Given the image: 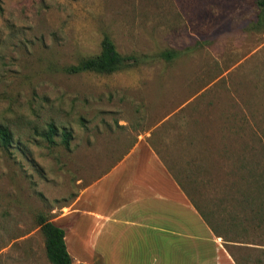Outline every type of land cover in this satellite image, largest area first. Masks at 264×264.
Masks as SVG:
<instances>
[{
  "label": "rangeland",
  "instance_id": "374dc122",
  "mask_svg": "<svg viewBox=\"0 0 264 264\" xmlns=\"http://www.w3.org/2000/svg\"><path fill=\"white\" fill-rule=\"evenodd\" d=\"M258 12L255 0H0V124L12 134L0 144V264H52L39 215L65 229L70 247V205L84 188L78 208L131 198L124 172L111 169L137 141L219 234L245 243L231 247L241 264H264ZM105 34L121 54L147 56L111 74L65 70L99 53ZM167 48L187 49L165 61L157 54ZM90 227L78 217V250Z\"/></svg>",
  "mask_w": 264,
  "mask_h": 264
},
{
  "label": "crops",
  "instance_id": "0c3cea01",
  "mask_svg": "<svg viewBox=\"0 0 264 264\" xmlns=\"http://www.w3.org/2000/svg\"><path fill=\"white\" fill-rule=\"evenodd\" d=\"M111 170L124 172L120 184L131 198L105 209H83L77 204L88 189L80 192L70 205L73 240L66 247L72 259L85 264H241L231 247L245 243L226 247L148 143H134ZM81 215L90 218L91 227L78 250L72 236Z\"/></svg>",
  "mask_w": 264,
  "mask_h": 264
},
{
  "label": "trees",
  "instance_id": "16d2710c",
  "mask_svg": "<svg viewBox=\"0 0 264 264\" xmlns=\"http://www.w3.org/2000/svg\"><path fill=\"white\" fill-rule=\"evenodd\" d=\"M259 12L257 14V25H264V0H255ZM100 51L97 54L81 58L76 64H70L65 67V70L69 73H79V72H94L99 74H111L117 71L125 70L131 66L137 65L141 60L145 59L147 55H138L135 53L131 54H121L116 49V46L113 40L109 35L105 34L100 43ZM187 49V48H186ZM184 49V50H186ZM184 50H178L173 48H167L160 51L157 56L162 58L165 61H172L178 56H180ZM57 129L54 124L50 123L48 125V129L44 133L46 139L50 142H53V137L57 134ZM62 141L68 145L69 139L71 138L70 131H62L61 133ZM12 141L11 131L7 126L0 124V144L4 147L10 145ZM179 183V182H178ZM239 205L243 207L245 206L247 201V196L245 194L242 195L240 200H236ZM198 212L202 215L204 220L208 223L210 228L215 234L218 236H222L226 247L229 248L230 242H240L235 239H231L229 236H223L219 234L217 229L212 226L209 222L208 216L202 209L195 203H192ZM255 210H252V212ZM255 216L259 219L261 217L260 209L256 210ZM235 219V218H234ZM38 224L40 226V230L44 236L45 241V251L47 258L52 264H73L72 258L67 250L65 243V230L61 226L55 224L45 215L40 214L38 218ZM259 226V225H258ZM245 230V227H242ZM264 249V248H263Z\"/></svg>",
  "mask_w": 264,
  "mask_h": 264
}]
</instances>
